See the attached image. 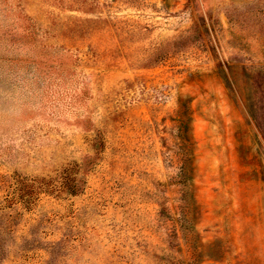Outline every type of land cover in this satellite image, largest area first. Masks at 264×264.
<instances>
[{"label":"rangeland","instance_id":"374dc122","mask_svg":"<svg viewBox=\"0 0 264 264\" xmlns=\"http://www.w3.org/2000/svg\"><path fill=\"white\" fill-rule=\"evenodd\" d=\"M0 264H264V0H0Z\"/></svg>","mask_w":264,"mask_h":264}]
</instances>
